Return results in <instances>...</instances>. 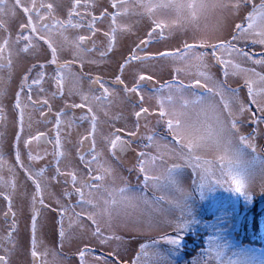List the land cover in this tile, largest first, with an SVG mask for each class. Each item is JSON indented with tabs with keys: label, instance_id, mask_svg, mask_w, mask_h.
<instances>
[{
	"label": "rangeland",
	"instance_id": "374dc122",
	"mask_svg": "<svg viewBox=\"0 0 264 264\" xmlns=\"http://www.w3.org/2000/svg\"><path fill=\"white\" fill-rule=\"evenodd\" d=\"M193 2L194 0H189L188 10L186 12L179 6L174 10H170L168 6L173 3V0L167 1L165 7H163V5H149L147 7L148 11H150L149 17L156 16L158 9H166L165 13L169 15V17L165 16L167 22H165L166 24L164 25L167 27H159L157 25V20L153 21L156 31L154 32L155 39L152 50L158 55L154 54V64L150 65L153 66L152 70L149 72L151 73L150 76L153 77L150 83L153 89H161V92H151V89L148 90L146 86L142 88L144 85L140 88V95L142 96L149 94L151 97L153 96L152 98L154 100L157 96L159 100L164 98V100H162L163 105L168 108L167 111H165V108L163 109L166 114L163 118L160 116L162 107H157L155 109V112L158 111V116L154 115L155 118L148 122V125H151L149 136L156 134L157 138H159L158 130L160 133L166 131L170 132L168 128V120L171 118L170 113L174 110L183 111L182 105L185 99L192 98L188 93H185L182 97L180 93L176 91L178 85H186L191 91L199 95L202 91L205 93L206 89L201 88L200 84L196 83L197 80H199L201 84H207L208 86L223 84L225 88L236 91V97L233 98L231 102V110L238 123L236 140L238 142L239 137L244 136L248 137L251 143V147L243 146L244 154L242 163L246 167L248 173L247 179L242 187L237 190L236 181L233 180L231 176H228L226 172L228 159L225 157L223 145L217 146L211 142L204 144L199 150L198 155L201 158L199 166H197L195 160L192 162L191 166L182 160H171L170 166L174 163H179L183 165V167L179 188H173L168 191H158L154 189L151 178L147 181L148 186L145 187V178H135V180H132L127 174H125L126 176L120 174L118 165L114 164L113 161L104 162L106 156L104 157L105 159L103 158L104 160L102 159L103 161H101L103 162V166L96 168L85 164L83 161V164H79L78 166L79 173L77 174L74 192L70 194L72 196L71 208L60 210V213L57 214L59 219L58 217L57 220L52 218L55 222L50 218L51 215L45 212L47 214L42 215L38 222V226H36L38 236L43 234L44 237L48 238L49 235L47 241H36V252L37 254L39 253L41 257L46 254L47 256L45 255V258L51 261L52 259L56 260L52 255L62 254V260L66 259L65 261H72L71 263L67 261L66 264H156L153 255L155 249L150 247L141 254L142 245L151 246L155 242L156 248L164 253L166 264H218L220 261H222L223 264H264L263 247L250 245V243H242L241 241H247V237L241 241L237 239L238 237H242L243 234H247L244 233L242 228L241 233L243 234H239V231L242 218L248 210L254 206L264 211V123L257 124L253 122V116L260 118L261 113L257 110L256 104L252 103L245 82L246 80L254 82V91L264 89V83H261L259 77L255 76L252 71H239L237 73V69L233 67V65H238L240 69L254 70V72L264 75V65L255 64L247 60L246 57L237 55L236 51H233L232 48L226 47L224 49H219L224 53V55L221 54V56H219L220 60H223L225 63H222L224 66L223 70L218 69L215 66L213 67L211 52L206 51L203 47H198L196 49L198 53H207L204 57L206 64L204 71H206L210 79L206 80L203 76H198L196 74L195 67H190L183 61L174 60L171 57L162 58L159 55L164 47H166L167 52L174 53L177 49L183 50L185 43L198 45L200 41H203L195 39L194 35L191 34L192 32L207 34L216 30L219 34L208 42L209 44L224 42L226 45L231 44L236 49L250 53L254 60L264 58V45L259 43L254 44L252 42V39L257 36L259 29H257L256 33H246L239 32L236 27L239 24L242 28L247 29L249 24L247 17L253 11V4L258 6L262 0H250L248 3H241L238 9L231 6L233 3H236V0H231V2L227 0L228 9L225 18L219 26H216L211 20L199 19V11H192ZM121 7H123V5L120 2L112 6L113 13L116 14L121 12ZM102 9L101 10L104 11V8ZM102 11H97L96 14L99 12L102 14ZM159 13L160 17L163 18V14L161 12ZM118 18L121 19V15ZM20 21H24V19L15 20V23H17L14 27L15 37L18 35H16L18 24L19 27H21ZM34 23H36V21H34ZM94 23L98 24V21ZM36 26L40 28L37 24ZM80 35H88V32H83ZM95 36H99L97 31ZM144 36L146 35H138L135 39L134 37H129L130 39L127 38L125 50L128 53L132 52L133 50L129 48L134 46V41L138 39L139 42H144L146 39ZM234 36L236 37L235 39L233 38ZM58 39L63 40V35L58 37ZM59 40V47L62 49L65 47L66 43L64 40L61 42ZM33 41L35 46L30 47L29 50L26 51L28 54L30 53V56L27 54L24 55L21 50L24 48L25 44L28 43L27 41L16 43L13 49L15 53L21 52L22 59L28 63H37L40 61L37 51L38 46L41 45L44 39H39L37 35L34 34ZM14 42H16V40H14ZM35 49H37V51H35ZM121 50L122 48L118 51ZM134 50L136 49L134 48ZM162 62H166L165 65H161ZM192 63L194 64L195 61ZM15 66H18V64H15ZM177 68H182L183 71L177 73ZM81 69L85 76H79L75 70L76 73L73 74L62 72L61 75L63 79L59 81V83L57 77L53 78L51 82L47 81L49 86L45 91V95L41 96L39 94L38 97H35V100H37V107L34 108L32 104L31 111L33 112L34 109L37 110V112H39L38 110H44L45 107H42V104L44 105V103H48L53 99L49 97V93L53 94L55 92V84H60L61 87H63L61 94L64 96L63 98H65V100L67 99L65 96L73 100V96L79 95L80 98L78 102L82 104V102L84 103L82 99L84 96H87L88 99L99 97L102 92V88L98 87L100 85L92 84L90 88L86 85L88 89L84 91V82L86 83V81H89L86 77H88L90 73L95 74L98 79V77H101L100 75H102L104 69H95L92 71L89 67L84 66ZM17 70V75L19 73L21 74L23 67L15 68V72ZM144 71L147 70H138L140 73ZM225 71H227V75H225ZM132 72L133 69L128 68V89H131V81L135 79L136 73L134 72V78H132ZM110 74H113L111 70ZM136 76L139 79L140 74L137 73ZM3 80H5V82L7 81L6 78ZM92 82H94V80ZM141 82L142 81H140V83ZM13 83V88L9 92V95L13 94V96H15V93L17 96L18 77L14 78ZM169 84L173 85L172 89L167 87ZM2 87L6 89L7 86L4 85ZM32 89L35 91L36 87L32 86L30 90L32 91ZM22 92L24 93V90ZM170 92L173 95V99L164 102L168 100L167 97ZM9 95L7 92H4V95L0 96V106L3 107L4 117L7 118L11 115ZM23 98L24 96L21 97L22 102L20 101L21 107L24 102ZM31 98H33V96ZM94 98L92 99L95 100ZM217 100L219 109L222 111L223 104L220 103L219 96H217ZM257 100L264 101V96H257ZM110 101L112 102L113 100ZM40 102L41 106L38 104ZM114 104H116V106ZM241 104H243L246 109L243 112L240 111ZM15 105L16 102L14 107ZM131 105V103L129 104V102H127L126 115L129 117L125 118V120L123 119V123H121V117L120 114H118L121 109L117 106L116 102L113 101L108 107H101L99 110V105L95 100V103L92 104V109H94L91 111L92 113H87L85 111L81 112L80 109L79 119L74 120L76 125L71 126V129L69 128V124L66 122L64 123V120H68L64 112L60 124L63 123L67 128L63 130L64 134L66 131H69L71 140L73 142L78 140V147H81V142L88 140L90 143L92 141L101 143L100 138L104 135L103 133H105L106 129L107 131L111 129V131L114 132L113 137L122 135L119 130L130 132L132 128V132L134 131V106ZM60 109V106L53 108L50 115H57L61 112ZM64 109H66V107H64ZM76 109H78V107H76ZM47 112L49 114V110ZM187 112L188 116L183 119L187 120L188 123L195 124V127L199 129L198 132H194V136L202 135L207 127L214 126L215 121L212 118L214 113L211 110H205V114V112H201L199 108L195 110L189 108ZM28 113L30 114V123L27 122V124H25L27 125L26 128L29 127V129L24 131L25 134L22 135L21 145L26 149V152L28 151L30 163L37 166L43 163L44 159L46 160L49 158L50 155L49 150H44L36 154L33 145L30 147L27 145L29 143L28 141L35 140L36 133L42 130L40 129V124L36 121V115L30 112ZM93 115L96 117V127L92 134L89 126L91 125L93 128L91 120ZM223 118H228L227 112H223ZM159 119H162L160 125H158L160 122ZM6 125H4V129L8 130L7 136L10 140L14 131L9 125ZM145 125H147V123ZM107 126L112 127L108 129ZM141 127L143 128V124H141ZM11 131H13V133L9 134ZM27 132L29 133L27 134ZM90 133L93 135L91 138ZM171 134L173 136L172 132ZM94 137L95 139L93 140ZM179 139V137H177V140L172 139V141H176L172 144L179 146ZM166 142L169 141L166 140ZM86 146L87 145H84V149ZM137 146L142 147L144 145L137 143ZM137 146H135V148H137ZM152 147L156 149L154 146ZM144 150L145 151L141 152L146 153L147 148L144 147ZM161 150L166 151L163 147ZM137 152L139 153V151ZM83 153L84 150L81 147L79 150V158H81ZM95 153H99L100 158L101 155H104L103 150L98 151L95 149ZM155 155H157L156 152L154 155H151V157ZM228 155L230 156L231 153ZM137 156L142 159L139 154ZM222 157L224 158L222 159ZM205 161L210 163L205 164ZM137 168L139 169V174L144 175L140 170V165H138ZM194 168L196 169L195 172L193 171ZM221 168L225 169V175L223 176H221L220 173ZM213 171H215V176H212ZM101 174L104 175L102 181H92L91 178L93 176ZM157 174H159V171L151 175ZM201 176H207L212 179H217L218 177L219 180L218 183L202 186L200 183ZM92 183L99 185V187L84 186L85 184L91 185ZM120 188H128L134 193H143V199L137 198L121 201L119 196H116V203H112L113 196L109 195V193L113 189L118 192ZM58 193L53 196L59 197L60 195ZM185 195L188 196V211L183 224L179 221L180 212L178 210L170 212L169 208L171 205L167 201H172L174 204L176 201L182 200ZM161 196L166 197L167 200H160L159 203H154V201ZM90 216L94 217L95 223L93 219L89 218ZM65 217H67L66 220ZM178 223L183 227V230L179 233ZM97 225H99L100 228L99 234L96 232ZM61 230L64 232L63 236H61ZM46 231L48 235L43 233ZM177 235L179 237L178 244L171 245L167 243L166 237L176 238ZM250 242L252 243V241ZM82 252L84 253L83 257H81ZM138 255L140 256L139 261L137 260Z\"/></svg>",
	"mask_w": 264,
	"mask_h": 264
},
{
	"label": "flooded vegetation",
	"instance_id": "af4514ba",
	"mask_svg": "<svg viewBox=\"0 0 264 264\" xmlns=\"http://www.w3.org/2000/svg\"><path fill=\"white\" fill-rule=\"evenodd\" d=\"M167 1L169 2V0H139V2H137V0H79L75 11H73V5L76 3V0H35L36 8L33 9V21H36L38 26L41 27L45 22L51 24L55 20L63 22L64 27L58 28L50 34L51 42L57 48L56 62H53L52 60V49L43 41L41 45L38 46V51L35 49L40 57V61L37 63H28L22 59L21 52L15 53L13 50L16 45V42H14V40H16L14 27L17 23H15V20L24 19V21H20V24L26 25L28 23V16L24 13L23 9L19 7L15 8V15H13L10 9H12L15 0H9L5 13L0 15V22L3 23V28H0V44L3 43L4 39L10 40L8 47L11 49V64L9 66L8 52H5L3 54V60L0 61V63L6 65L3 69H0V80L3 82L0 86L6 85V89H3L4 92H7L9 95V92L13 88L14 78L18 77V92L21 93V97L24 96V102L22 103V107H14L16 94L14 93L15 96H13V94L9 95L12 117L11 115L8 116V118L4 117L3 112V120L0 121V153L3 154L4 161L3 165L0 166V256L5 257L6 264H66L67 261L69 263L72 262L69 260L65 261L66 259L62 260V254L52 255L56 260L52 259L51 261H48L45 258L46 254L43 255V257H41L39 253L36 257L32 256L31 251L33 250L32 243L34 236L36 241H47L49 239L47 231L43 233L48 235V238L44 237L43 234L38 236L36 229L35 233H33V216L36 215V226H38V222L42 215L48 213L51 215V219L55 218V220H57V214L60 213V210L71 208L72 196L68 194L74 192V186L70 173H76L77 177V174L79 173L78 166L79 164H83V161L85 164L96 168L103 166V162L101 161L106 158L104 162L113 161L114 164L118 165L120 174H127L132 180H135V178H145V173L143 172L144 175L139 174V169L137 168V166L140 165L138 163L140 158H138L137 155L139 154L140 156L141 151L145 150L144 146L139 147L137 146V143L142 145L149 143L147 137L150 134L151 125H148V122L155 118L154 115L158 116V111L155 112V109L157 107L160 108L163 105L162 100H164V98L159 100V97L157 96L154 100L152 98L153 96L151 97L149 94L142 96L137 95L134 92H126L127 70L128 68L133 69V72L131 73L132 78H134V72L136 74H146L147 76H150L151 73L149 72L153 68V66L150 65L154 64V56L158 55L152 50L155 39L154 32L156 31V29H154L155 24L153 21L157 20V25L159 27H167L164 24L167 22L165 18L169 17V15L165 13L166 9H158L156 16L153 15L154 17H149L150 11H148L147 7L149 5H163V7H165ZM119 2L123 7H121L122 10L119 12V15H117V13H113L112 6ZM22 3L26 4L29 8L32 7V0H22ZM41 4H44L43 8L40 7ZM48 4H52L53 6L52 17L54 20L47 16ZM102 8H104V11H102ZM36 11H39L41 15L45 16L44 21H39L36 18ZM97 11H102L103 13L100 14L99 12L96 14ZM69 12H73L71 23L77 25L76 27H72L68 24ZM159 12L163 14V18L160 17ZM120 15L121 19L118 18ZM113 16H115V22L113 21ZM95 21H98V24H95ZM113 26L116 27V32L115 38L111 41V50L109 51V37L112 35ZM21 31H24V34L26 35L29 33L30 29H22L18 24L16 35ZM96 31L99 36H95ZM83 32H88V35H80ZM43 35H45L46 38L49 36L47 33H44ZM62 35L63 40L64 37H67L69 41L76 40L80 44V52L78 55L74 56L76 49L72 48L69 44H65V47L60 49L58 37ZM138 35H146L144 36L146 38L144 43L139 42L137 39L134 41V46L129 49L134 51L135 48L136 55L140 56L141 59H132L130 62L126 63L133 54L132 50L130 53L125 50L126 40L129 37H134L135 39ZM80 36L85 37L82 42L78 41V37ZM63 40L59 41L61 42ZM121 48L122 50L118 51ZM204 49L212 53L211 47ZM162 50L166 51V47ZM217 51L218 53H216V56H212L213 67L215 66L216 68L223 70L224 66L221 63L219 56H221V54L224 55V53L220 50ZM22 53L30 56V53L28 54L25 51H22ZM101 53L104 54L101 55ZM165 63L166 62H162L161 65H165ZM15 64H18V66H15ZM40 65L44 66L43 69L40 68ZM61 65H70L65 68L64 72L73 74L76 73V70L79 76H85L81 69L83 66L89 67L92 71L95 69H104V72L100 75L101 77H98V79L93 73H90L88 77H86L89 81H86V83L84 82V91L88 89L87 86L90 88V85L92 84L100 85L99 83L92 82L93 80L102 81L109 89V94L103 101L97 100L94 97L92 98L98 103L99 110L101 107H108L113 101L116 102L117 106L121 109L118 113L121 117V123H123V119L125 120V118L129 117L126 115L127 102H129V104L131 103V106H134V131L132 132V128L130 132L119 130L122 134L119 135V137H121L122 140L130 142L129 146L124 151H120L119 148H112L110 138H115L113 137L114 132L110 129L112 126H107L110 131H107L106 129L105 133H103L104 135L100 138L101 143H95L93 141L90 143L89 140L81 142V147L84 150V153L82 154L84 159L81 160V158H79V150L81 147H78V140L73 142L69 135V131H66L64 134L63 130L67 128L63 123H61L62 125H57V115H50V113L53 108L60 106V113L64 112L66 114L65 116L68 118L67 121L64 120V123L66 122L69 124V128L71 129V126L76 125L74 120L79 119L80 109L81 112L85 111L87 113H92L91 111L94 110L92 109V104L95 103V100L92 98L87 101L84 100V103L82 102L84 106L78 107V109H76V107H71V105H74L75 103L81 104L78 102L80 97L79 95H75L72 98L73 100H71L68 96H65L67 97L65 100V98H63L64 96L61 94L63 87H61L60 84L54 85L55 92L53 94L49 93V97L53 99L48 103H44V105L42 104V107H45L44 110H38L39 112H37V110L34 109L33 112L31 111L32 104L34 108L37 107V100H35V97H38L39 94L41 96L45 95V91L49 86L48 82H51L53 78L57 77L58 66ZM121 65H125L123 70H121ZM17 67H23L22 73H19L20 75H17L18 70L15 72V68ZM139 69L147 70L148 72L144 71L140 73L138 72ZM29 70H31V72H29ZM110 70L113 72L112 75L110 74ZM41 71L44 73L41 82L39 84H33L32 80L35 79L37 73ZM136 74L134 81H131L132 87L135 86V83L138 81ZM26 76L29 77L27 81H25ZM117 77H120V80L123 81V83H117ZM4 78H6V82L3 80ZM150 82L151 81L149 80H145L140 84L141 86L144 85L142 88H145L146 86L148 90L151 89V92H153L152 84ZM32 86L36 87L35 91L33 89L32 91L30 90ZM23 90L24 93L22 92ZM203 92L204 91H202V93ZM102 95L103 88L99 97ZM32 96L33 98H31ZM214 99L217 103V96H215ZM110 100L113 101L111 102ZM167 101L169 100H165L164 102ZM38 104L41 106V102ZM114 105L116 106V104ZM64 107H66V109H64ZM89 108H91V111H89ZM164 108L165 111H167L168 108ZM141 109H148V112H142ZM48 110L49 114L47 112ZM28 112L36 115V121H38L41 127L40 129L42 130L36 133L35 140H29L27 145H29V147L33 145L36 154L41 153L44 150H49L50 155L49 158L46 160L44 159V162L37 166L30 163L28 151L26 152V149L21 145L22 135L25 134L24 131L29 129V127L26 128L27 122L30 123V114ZM137 112L141 113L139 117L136 116ZM159 120L160 122L158 125L161 124L162 119ZM146 123L147 125H145ZM141 124H143V128L141 127ZM4 125H9L14 131V133L13 131L9 132V134L13 133L10 140L7 136L8 130L4 129ZM89 129L93 134L94 131L91 125L89 126ZM157 132L159 137L166 138L171 144L176 142L172 141L173 136L171 131L160 133L158 130ZM28 133L29 132H27V134ZM131 133H135V135H131ZM92 134L90 133V138L93 136ZM94 139L95 137L93 140ZM57 141H59V144H57ZM84 145H87L85 149ZM135 146H137V148H135ZM93 149H97L98 151L103 150L104 155H101L100 158L99 153H95L98 156V163L93 162L89 164V161L92 160ZM137 151H139V153ZM155 152L157 153L156 149L148 147L146 153L151 157ZM17 155H19V162L17 160ZM165 159L168 160V165L170 166V162L173 159L169 157H166ZM145 166L148 167L147 164ZM57 169H59V172ZM37 182L42 189L39 195H36ZM56 193L60 196H53L56 195ZM34 196L36 197L35 202L33 201ZM41 199L43 200V204L40 203ZM34 208L37 210L36 212H34ZM66 219L67 217H65V220ZM52 220L55 222L54 219Z\"/></svg>",
	"mask_w": 264,
	"mask_h": 264
},
{
	"label": "snow or ice",
	"instance_id": "6c2138e0",
	"mask_svg": "<svg viewBox=\"0 0 264 264\" xmlns=\"http://www.w3.org/2000/svg\"><path fill=\"white\" fill-rule=\"evenodd\" d=\"M139 2V0H137ZM231 2V0H229ZM250 0H236V3H233L231 6L235 9H238L241 5V3H248ZM9 3V0H0V15L5 13L7 4ZM79 3V0H76V3L73 5V11H75L77 4ZM115 6V5H114ZM22 8L24 13L28 16V23L22 24L21 28L22 29H30L29 34L25 35L24 31H21L18 33L16 37V43H20L21 41H27L28 43L25 44L24 48L21 49L22 51H28L30 47L35 46L34 41H33V35L36 34L37 38L39 39H44V42L48 44V47L52 49V60L53 62H56L57 58V48L54 46V44L51 42L50 39V34L55 31L58 28H63L64 23L61 21H55L54 18L52 17V4H48V13L47 16L49 18H52L54 20L53 23L49 24L47 22L43 23L40 28H37L36 23L33 21V9L36 8V2L35 0H32V7L29 8L26 4L22 3V0H15V3L10 9L13 15H15V8ZM41 8L44 7V4L40 5ZM73 12H69V21L68 24H70L72 27H76L77 25L71 23V17H72ZM119 13H117L118 15ZM35 16L39 21H44L45 16L41 15L39 11L35 12ZM95 19V18H94ZM249 24L247 29L242 28L241 25H237V29L239 32H253L256 33L257 29H259L257 36L252 39V42L259 43L261 45H264V0L260 3V5H255L253 4V11L249 14L247 17ZM113 21L115 22V16H113ZM0 28H3V23L0 22ZM115 32H116V27L113 26L112 28V35L109 37V48L108 50H111V41L115 38ZM44 33L49 34L48 38L43 35ZM151 35V34H150ZM234 39L236 38L235 36L233 37ZM85 39L84 36L78 37V41H83ZM64 41L66 44H69L72 48L76 49L74 52V56L78 55L80 52V44L76 40L69 41L67 37H64ZM10 43L9 39H4L3 43L0 44V61L3 60L4 58V53L8 52L9 56V61L8 64L10 66L11 64V49L8 47ZM144 43V42H142ZM198 47H203V48H209L211 47L212 49V56L215 57L217 50L219 49H224L226 47L232 48L233 51H236L237 55L241 57H246L247 60L252 61L255 64H260L264 65V58L254 60L253 56L240 49H236L233 45L228 44L226 45L224 42H221L219 44H209L206 41H200V43L197 44H187L185 43L183 46V50L177 49L176 52H162L159 55L161 57L167 58L171 57L174 60H179L183 61L186 65H189L190 67H195L196 68V74L198 76H203L206 80L210 79L208 77L206 71L204 69L206 68V64L204 61V57L207 53L205 52H200L198 53L196 49ZM91 51V50H89ZM104 53H101L103 55ZM132 59L140 60L141 57L136 55V50L133 51L132 56L129 58V61H126V63L130 62ZM195 61L193 64L192 62ZM221 63H225L223 60H221ZM6 65L3 63H0V69H3ZM70 65H61L58 66L57 70V81H61L63 79V76L61 75L62 72L65 71L66 67H69ZM43 65H40V68L43 69ZM125 65H121V70ZM234 68L237 69V73L239 71H252L253 74L257 77H259V81L261 83H264V75H260V73L254 72V70H247V69H240L238 65H233ZM177 73L183 71L182 68H177L176 69ZM31 72V70H29ZM234 73V74H237ZM227 71H225V75H227ZM43 71L38 72L37 76L35 79L32 80L33 84H39L41 82V79L43 78ZM29 77H25V81H27ZM145 80H153V77L143 75L141 74L139 76V79L136 83L135 86H133L131 89H128L125 87L126 92H134L137 95H140V88L141 84L140 81H145ZM117 83H123V81L120 80V77L116 78ZM2 80H0V85H2ZM94 83H99L100 87L103 88V95L100 97H96L97 100L103 101L106 99L107 95L109 94V89L104 85L102 81L96 80ZM196 83L200 84L201 88L206 89L205 93L197 95L196 92L191 91L188 86L186 85H178L176 88V91L180 93V95L183 97L185 93H188L192 98L191 99H185L184 104L182 105V108L184 109L183 111H172L170 113L171 118L168 120V128L169 130L173 133V140H177V137H179L178 145H173L169 142H166V138L164 137H159L157 138L156 134L150 135L147 137V140L149 141L148 144H145L144 147H152L154 146L157 149V155L148 157L146 153L141 152L139 163H140V170L145 173V187H147V181L149 178L152 179L153 181V187L154 189L158 191H168L173 188H179L180 185V177L182 173V167L183 165L179 163H174L171 166L168 165V160L165 159V157H169L171 159H175L177 161H185L189 166L192 165V162L195 160L197 166L200 165L201 158L198 155L199 150L202 148L204 144H207L209 142L216 144L217 146L223 145L224 147V153L225 157L228 159L227 163V168L226 172L228 176H231L233 180L236 181V188L239 190L245 180L247 179L248 173L246 171V167L242 163V157L244 154L243 151V146L251 147V143L248 137L240 136L239 141L237 142L236 140V129L238 128V123L235 119V116L231 110V102L232 99L236 97V91L232 89H227L224 87L223 84H217L213 86H208L207 84H201L199 80L196 81ZM246 86L248 88V93L249 97L252 101L253 104H256L257 110L261 113L260 118H257L253 116V122L259 124V123H264V101H258L257 96H264V89H261L260 91H254L253 88V83L250 82L249 80H246ZM169 89L173 88L172 84L167 85ZM154 92H161V89H153ZM4 95V89L2 86H0V96ZM219 96L220 97V103L223 104V110L221 111L219 109V105L216 103L214 97ZM83 100L87 101L88 97L84 96L82 97ZM169 101L173 99V95L170 92L169 96L167 97ZM21 93H17V98H16V107L20 108L21 107ZM84 106L83 104H74L71 105V107H82ZM162 110L160 113L161 118L164 117L165 111L164 106L162 105ZM197 109L199 108L201 112H205V110H211L214 115L213 119L215 121L214 126H209L205 129L204 133L199 136H194V132H198L199 129L195 127V124L188 123L187 120L183 119L184 117L188 116L187 109ZM246 109L244 108L243 104L240 105V111L243 112ZM89 111H91V108H89ZM142 112L147 113L148 109H141ZM3 112L4 109L2 106H0V121L3 120ZM223 112H227L228 118L225 119L223 118ZM206 114V112H205ZM22 115V113H21ZM64 115V113H58L57 114V120L56 123L57 125L60 124L61 122V117ZM141 115L140 112L136 113V116L139 117ZM83 118V117H82ZM92 124H93V131H95L96 127V117L93 115L91 117ZM131 135H135V133H131ZM110 143L113 149L119 148L120 151H124L128 146H129V141L122 140L121 137L116 136L114 139L110 138ZM57 144H59V141H57ZM166 149V151H162L161 148ZM186 149V151H185ZM231 153L229 156L228 154ZM224 157H222L223 159ZM84 157L81 156V160H83ZM17 160L19 162V155H17ZM98 161V156L95 154V150L93 149V154H92V160L89 161V164L93 162ZM3 154L0 153V166L3 165ZM205 164H209L210 162L205 161ZM148 165L146 167L145 165ZM59 172V169H57ZM91 171V169H90ZM106 171V170H105ZM159 171V174L157 175H151L152 173H156ZM193 171L195 172L196 169L194 168ZM221 176L225 175V169L221 168L220 170ZM71 179L73 182V186L75 187L77 177L76 174L70 173ZM215 171L212 172V176H215ZM31 178V177H30ZM92 181H102L104 179V175H96L93 176ZM219 178L217 179H212L207 176H201V185H210L212 183H218ZM84 186H90V187H99V185L92 183L91 185L85 184ZM42 189L40 184L37 182L36 183V195H39L41 193ZM70 195V193L68 194ZM109 195L113 196L112 203H116V196H119L120 200H132V199H143V193H134L132 190L128 188H120L118 192H116L115 189H113ZM7 198V197H6ZM36 197H33V201L35 202ZM187 199L188 196L185 195L182 200L176 201L174 204L172 201H167L171 207L169 208V211H176L178 210L180 212V217L179 221L183 223L185 220V217H187ZM160 200H167L166 197L161 196L157 198L154 203H159ZM41 204H43V200L41 199L40 201ZM107 203V201H106ZM66 210V209H65ZM37 210L34 208V212ZM89 218L93 219V222L95 223L94 217L90 216ZM184 224V223H183ZM36 229V215L33 216V233H35ZM183 230V227L180 226L178 223V233ZM97 234L100 233V228L99 225H97L96 229ZM64 235L63 230H61V236ZM167 243L171 245H175L179 243V237L178 235L176 238L173 237H166ZM36 246L37 242L35 240V236L33 238V243H32V256L36 257L37 252H36ZM153 248L155 249L153 255L156 260V264H166L165 256L164 253L156 248V243L154 242L153 245H142L141 246V254H143L148 248ZM84 253H81V257H83ZM140 256L138 255L137 260L139 261ZM0 264H6L5 257L0 256ZM218 264H223L222 261L218 262Z\"/></svg>",
	"mask_w": 264,
	"mask_h": 264
},
{
	"label": "clouds",
	"instance_id": "9594fccd",
	"mask_svg": "<svg viewBox=\"0 0 264 264\" xmlns=\"http://www.w3.org/2000/svg\"><path fill=\"white\" fill-rule=\"evenodd\" d=\"M189 0H173V3L168 7L174 10L177 6L182 8L185 12L188 10ZM228 9L227 0H194L192 4V11H199V19L211 20L216 26H219L225 18ZM195 39L210 42L219 33L213 30L207 34L199 32H192Z\"/></svg>",
	"mask_w": 264,
	"mask_h": 264
},
{
	"label": "trees",
	"instance_id": "16d2710c",
	"mask_svg": "<svg viewBox=\"0 0 264 264\" xmlns=\"http://www.w3.org/2000/svg\"><path fill=\"white\" fill-rule=\"evenodd\" d=\"M241 228L244 233L247 234L241 233ZM239 234H243V236L238 237V241L244 240L245 237H247V241L241 242L264 248V211H261L258 207L252 206L242 218ZM201 238L203 239L202 235ZM250 241H252V243Z\"/></svg>",
	"mask_w": 264,
	"mask_h": 264
}]
</instances>
